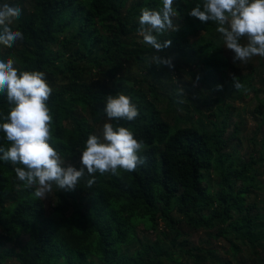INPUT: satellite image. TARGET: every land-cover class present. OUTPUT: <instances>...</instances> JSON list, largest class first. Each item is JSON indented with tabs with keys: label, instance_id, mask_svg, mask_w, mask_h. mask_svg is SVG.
I'll list each match as a JSON object with an SVG mask.
<instances>
[{
	"label": "trees",
	"instance_id": "trees-1",
	"mask_svg": "<svg viewBox=\"0 0 264 264\" xmlns=\"http://www.w3.org/2000/svg\"><path fill=\"white\" fill-rule=\"evenodd\" d=\"M7 1L0 0V5ZM16 1L21 8L24 2L29 6L21 9L14 28L24 37L18 40L16 61L21 71L44 72L53 89L47 104L56 150L74 159L88 135H98L96 124L117 123L103 108L108 94L122 92L136 103L139 116L119 124L143 140L139 155L145 162L134 172L118 169L117 175L84 176L75 190L67 191L75 201L59 198L61 210L47 215L34 189L16 178L14 168L22 165L0 160V264L10 259L14 264H181L175 251L202 264L222 250V241L232 256L241 253L236 241L250 247L264 243V181L261 187L251 157L231 160L235 136L222 138L228 117L220 126L210 119L212 129L206 132L178 126L179 116L170 122L161 108L165 100L178 104V83L183 86L187 77L193 83L199 76V106L210 117L224 109L221 95H209L233 64L214 43L211 25L188 14L199 0H174L178 15L173 25L178 30L159 36L171 40L170 47L157 53L172 58L171 69L149 64L155 50L138 32L140 10L158 9L162 0ZM200 32L208 36L204 43ZM259 66L260 60L248 75L235 76L244 89H234L231 77L226 93L239 99L251 91V77ZM172 71L176 80L169 76ZM8 109L6 94H0V114L7 115ZM256 111L264 127L261 105ZM9 146L0 131V148ZM211 173L219 182L213 190L204 183ZM88 179L95 181L91 187ZM160 225L163 230L158 232ZM138 227L157 233L130 254L127 248L139 242ZM183 227L203 230L206 247L188 246Z\"/></svg>",
	"mask_w": 264,
	"mask_h": 264
},
{
	"label": "clouds",
	"instance_id": "clouds-1",
	"mask_svg": "<svg viewBox=\"0 0 264 264\" xmlns=\"http://www.w3.org/2000/svg\"><path fill=\"white\" fill-rule=\"evenodd\" d=\"M174 0H162L158 9L144 7L139 15V35L143 42L155 51L149 57V64L174 67L171 57L157 55L171 46V40L161 41L160 35L167 31H177L173 18L178 13ZM19 6L9 3L0 5V45L11 47L23 40V33L14 30V21L21 16ZM201 22H214L216 32L234 55L233 62H244L254 56L264 57V0H199L188 13ZM242 38L246 42L242 43ZM14 59H0V94H6L9 109L7 115L0 114V131H3L10 146L0 148V160L10 162L15 167L16 178L27 188L34 189V196L40 200L57 189L73 191L87 173L93 175L118 174V169L134 172L144 164L139 153L145 149L143 140L134 138L129 128L121 126L120 120L134 121L139 109L130 96L122 92L108 94L103 111L110 121L105 122L102 135L89 134L80 152L81 167L77 169L53 146L54 137L50 125L53 115L47 101L53 91L42 71H21ZM196 77L193 86L199 81ZM232 87L244 89L245 85L235 76ZM222 90V85L216 86ZM184 88L178 83L177 103L182 104ZM51 142V143H50ZM86 170V172H85ZM94 179H88L89 187Z\"/></svg>",
	"mask_w": 264,
	"mask_h": 264
},
{
	"label": "rangeland",
	"instance_id": "rangeland-1",
	"mask_svg": "<svg viewBox=\"0 0 264 264\" xmlns=\"http://www.w3.org/2000/svg\"><path fill=\"white\" fill-rule=\"evenodd\" d=\"M5 3H8V1ZM9 4L19 6L20 3H17L16 0H11ZM22 8L29 10V6L26 2H24ZM207 23L214 29L212 34L214 43L221 46L223 54L228 58L230 65L233 64L232 68H229L226 72L225 81L217 84L222 85V90H217L216 85L211 92V95H209L212 99L218 94L222 96L221 98L223 100L219 104L222 108H224L222 113L220 115L214 113V116L210 117L209 112H207L205 108L199 106V95L197 92L199 87L197 84L194 87L193 83L190 82L189 77L183 79L184 81L182 87L184 88L185 95L182 98L184 102L182 104L172 106L165 100V103H162L161 108H164L167 112L166 116L169 117L170 122L176 116H179V121L176 123L178 126H192L206 132H210L212 129L210 119L217 120V126H220V121L227 116L229 119L227 122L228 127L222 138L225 140L230 135L235 136L230 141L232 147L234 148L231 160H235V162L248 161L251 157L255 161V164L253 165V174L256 175V180L262 187V181H264V144L261 140L264 127L261 126V116L256 111V108L261 105V109L264 111V71H262L264 68V57L254 56L244 62H233L232 57L234 53L225 47L221 35L216 32L217 25L211 21H208ZM15 25L16 21H14L13 28H15ZM200 34L203 37L202 42L204 43L208 36H206L204 32H200ZM243 42H246L245 38H242V43ZM18 50V41L11 47L0 45V59L7 60L11 58L16 61ZM259 60L262 62L263 66H259V69H257L251 77L252 82L250 83V87L253 89L249 92H243L239 99H234V93H229L228 95V92L226 93L225 91V85L229 79L237 74L248 75L251 71H253L252 68L258 66ZM15 66L19 69L17 61ZM169 76L174 79L175 73L172 71L169 73ZM192 82L195 81L193 80ZM187 83L190 85H187ZM227 107L228 109H226ZM105 122H108V120H104L103 122L96 124L95 129L98 135H102V128ZM235 128L237 131L233 133ZM229 150L230 149L227 148L225 151L227 152ZM65 160L66 162H70L77 169L81 167L80 153H77L74 159L65 158ZM86 175L88 174L86 173L85 176ZM216 176L217 174L215 173L205 176L206 179L204 183L212 190L216 186H219V182H217L218 177ZM47 195L48 196L42 199L47 215L57 213V211L59 212V210H61L62 205L57 202L59 198H63L69 203L75 201L73 198L69 197L67 191L57 189L55 185H53L52 192ZM161 230H163L162 225H160L158 232ZM137 233L139 242L127 248V251L130 254L134 250L138 249L140 244L152 242L155 238V233L157 232L143 231L141 227H138ZM183 236L188 246L206 247L204 244L206 243L207 237L203 230H189L188 228L183 227ZM25 238V236L20 237L21 240H24ZM166 241L167 239L162 240L161 245L163 247L167 246ZM220 243L223 244L222 250L215 256V258L205 260L202 264H264V243L256 244L254 247H250L246 243L236 241V244L241 250V253L237 256H232V254H230L224 241ZM10 245L12 246V244H6L5 246ZM175 253L176 256H180L179 262L181 264H194L192 263L191 258H188L185 254H180L178 251H175ZM9 263L14 264L11 259L8 260L6 264Z\"/></svg>",
	"mask_w": 264,
	"mask_h": 264
}]
</instances>
